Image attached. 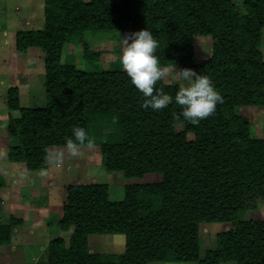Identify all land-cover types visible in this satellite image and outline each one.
Wrapping results in <instances>:
<instances>
[{
	"label": "trees",
	"instance_id": "trees-1",
	"mask_svg": "<svg viewBox=\"0 0 264 264\" xmlns=\"http://www.w3.org/2000/svg\"><path fill=\"white\" fill-rule=\"evenodd\" d=\"M242 9L233 0H43L42 27L15 32L16 52L42 53L46 101L21 107L18 87L7 90V109L19 113L7 119L9 161L45 170L56 149L65 160L82 161L90 126L106 124L113 131L98 145L107 172L127 179L161 176L159 182L124 185L120 200L110 198L107 184L66 185L58 225L71 230L69 243L52 239L47 260L34 264H264V219L243 218L264 200V138L254 136L238 113L244 106L264 107V0H243ZM143 28L159 41L161 67L208 75L222 95L198 125L180 115L174 100L158 111L141 107L142 93L124 69H79L63 57L68 45L82 44L83 58L97 61L100 52L90 48L89 35ZM196 36L212 41L210 56L200 63ZM154 87L174 97L180 86L162 77ZM74 126L88 136L69 150L65 140ZM5 186L0 171V188ZM213 222L230 228L216 234L215 248L201 258V225ZM22 224L13 216L0 223V246L9 245ZM102 234L124 235L123 251L91 252L88 237Z\"/></svg>",
	"mask_w": 264,
	"mask_h": 264
},
{
	"label": "rangeland",
	"instance_id": "rangeland-1",
	"mask_svg": "<svg viewBox=\"0 0 264 264\" xmlns=\"http://www.w3.org/2000/svg\"><path fill=\"white\" fill-rule=\"evenodd\" d=\"M88 1V0H86ZM243 12V0H233ZM43 24V0H0V171L6 186L0 188V223H6L10 216L21 219L23 224L13 230L11 243L0 246V263L34 264L47 260V245L55 238L69 243L71 230L61 231L58 225L61 207L65 200V186L81 183H101L109 186L110 198L120 200L123 187L129 183L159 182V174H146L143 178H124L119 172L109 173L103 164L98 142L102 136L113 131L111 125L93 124L89 128V143L86 157L82 161H69L62 157L58 149L50 153L47 171L28 170L23 163L11 162L7 158L9 137L7 119L17 116L18 111H9L6 106V93L9 87L17 86L21 107H42L45 105L44 59L38 48L26 53L14 49V34L18 30H37ZM130 30L117 36L89 35L87 43L93 51H99L97 61L83 58V45H68L64 59L74 63L79 69L96 70L122 68L119 55L124 47L123 38ZM212 41L210 36H196L194 39L195 61L200 63L210 56ZM260 50L264 56V35ZM7 60V61H6ZM6 61V62H5ZM167 69L165 83L186 84L176 73L175 67ZM238 113L246 117L252 125V133L264 138V107L244 106ZM181 130V126L176 127ZM189 138L191 136L189 135ZM244 219H264V200H256L255 206L248 208ZM230 224L204 223L200 229L201 258L205 252L215 248L216 234L228 230ZM91 252L118 255L125 246L122 234L90 235ZM149 264H196L195 262H151ZM233 264V263H225Z\"/></svg>",
	"mask_w": 264,
	"mask_h": 264
},
{
	"label": "clouds",
	"instance_id": "clouds-1",
	"mask_svg": "<svg viewBox=\"0 0 264 264\" xmlns=\"http://www.w3.org/2000/svg\"><path fill=\"white\" fill-rule=\"evenodd\" d=\"M123 43L119 62L132 85L142 93L144 100L141 107L158 111L174 100L181 106L180 115L193 125H198L200 120L215 112L218 103L223 102L222 95L210 77L191 68L176 71L186 84L178 88L174 97L165 93L162 88L154 87L164 77L167 69L159 65L155 55L159 41L148 28L131 32L123 38ZM87 136L84 127L74 126L65 145L69 150H74L78 144L86 142Z\"/></svg>",
	"mask_w": 264,
	"mask_h": 264
},
{
	"label": "crops",
	"instance_id": "crops-1",
	"mask_svg": "<svg viewBox=\"0 0 264 264\" xmlns=\"http://www.w3.org/2000/svg\"><path fill=\"white\" fill-rule=\"evenodd\" d=\"M6 61H7V60H6ZM6 61H5V62H6ZM45 171H47V170H41L40 172H45ZM14 231H16V229H14Z\"/></svg>",
	"mask_w": 264,
	"mask_h": 264
}]
</instances>
